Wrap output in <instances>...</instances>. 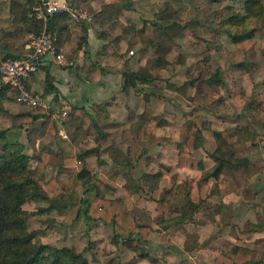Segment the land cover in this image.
Returning <instances> with one entry per match:
<instances>
[{
	"label": "rangeland",
	"instance_id": "374dc122",
	"mask_svg": "<svg viewBox=\"0 0 264 264\" xmlns=\"http://www.w3.org/2000/svg\"><path fill=\"white\" fill-rule=\"evenodd\" d=\"M120 1L114 4L130 6L129 11H134L128 26L131 32L125 37L128 49L123 56L127 59L120 78V94L124 96L121 99L110 97L99 105H91L88 113L94 115L104 133L100 141L93 124L87 130L79 128L76 121L71 124L69 117L73 114L69 110L67 117L63 118L62 106L45 112V97L39 92L33 94L42 106L35 110L21 105L14 93L7 94L4 112L0 114V131L7 132L10 142L25 146L24 153L32 158L28 165L30 169H35L42 154L51 156V162L39 181L47 199L29 201L22 207L28 213L27 228L34 243L59 249L68 247L83 254L87 264H206L204 260L210 254L218 255L225 240L242 243L237 239L236 227L247 231L256 223L264 226V17L243 18L247 16L245 0ZM129 11L125 10L123 15ZM90 14L93 15L92 22L76 23L98 24L100 36H111L115 32V23L123 16L117 17L116 10L105 8L104 4L101 12ZM138 15L142 19L140 25L135 23ZM235 15L242 16L241 20L232 21ZM167 22L173 25L166 27L163 23ZM146 23L154 26L152 36L144 33ZM249 33L251 38L241 42H235L232 37ZM2 58L0 56V61ZM132 62L134 66L127 65ZM200 62H204L203 70L199 68ZM77 71L87 82H92L90 65L78 66ZM123 72L139 73L147 82L138 80L136 86L131 87ZM204 73L220 76L222 83L212 87ZM196 95L213 102L199 109L202 129L198 133L194 155L203 163L204 160L212 162L214 167L216 162L212 155L222 142L221 133L225 131L232 135L230 149L236 158L246 159L249 163L246 169L232 172L233 183L240 188L245 182L251 184L257 209H252L248 202L237 196V206L232 204L234 209L225 215L226 218L217 215L211 222L212 227L200 228V225L190 223L176 230H159L163 214L158 210V199L168 191L189 192L191 185L195 187L194 191L198 190L197 181L202 171L194 170L200 172L197 175L180 172L178 159L171 156L172 152H177L175 143L188 137L184 128L191 123L187 115L195 109L192 99ZM146 99L151 101L152 116L159 122L154 133L173 140V143H165V152L158 148L159 144L148 139V125L140 123ZM116 100L119 101L117 105L114 104ZM112 106L110 113L108 109ZM18 114L39 118L32 124H24ZM111 115H115L114 119ZM137 141L142 143L143 150L135 149ZM109 147L112 150L106 154L95 151L96 148L104 151ZM115 147L121 150H115ZM4 149L5 143L0 142V157L4 155ZM76 149L86 154L93 175L104 181H108V173L114 171H124L137 178L142 188L139 195L127 193L124 188L126 179L120 172L115 181L116 192L106 197L123 199L130 209L144 208L150 214L155 231L150 242L144 245L147 257H141L137 248L129 249L122 242L116 245L112 226L87 222L82 214V200L87 199L83 181L77 189V201L67 194L55 196L47 188L46 183L51 178H58L61 182L67 178L61 172L63 156ZM164 155L168 156V166L163 164ZM98 159L105 164L99 165ZM147 174L161 176L157 182L146 181L144 176ZM214 183L215 180H211L201 185L212 188ZM53 202L57 206H53ZM76 209L80 210L75 213ZM170 216L167 214L165 218ZM143 219L141 222L146 218ZM194 229H198L201 236ZM191 234L198 236L200 248L189 252L185 249L187 241L190 245L195 243ZM256 238H264V231L257 233ZM243 245L252 248L254 244L252 241ZM256 248L264 254V249Z\"/></svg>",
	"mask_w": 264,
	"mask_h": 264
},
{
	"label": "trees",
	"instance_id": "16d2710c",
	"mask_svg": "<svg viewBox=\"0 0 264 264\" xmlns=\"http://www.w3.org/2000/svg\"><path fill=\"white\" fill-rule=\"evenodd\" d=\"M34 2L30 0L28 7H21L14 3L12 10L16 16V23L10 31L7 32L9 39H17L21 30L26 29L29 32L41 33L44 30V23L37 20L35 17L30 18ZM247 16L243 18H263L264 17V0H245ZM105 8L116 10L117 17L123 15L125 10H131L130 6L119 4H104ZM242 16L235 15L232 17L240 21ZM56 20H69L68 15H58L51 19L48 23V31L57 36ZM243 21V20H242ZM166 27L173 25L171 22L163 23ZM121 23H115L116 29H121ZM144 33L152 36L154 26L146 23ZM130 33V29H126ZM59 35V34H58ZM251 33L245 36L232 35L235 42H241L244 39L251 38ZM118 36L115 41L120 40ZM57 36V45L60 49ZM17 54L23 57L26 53V43L21 41ZM2 60L7 61L11 57L7 54L12 49L7 46H1ZM61 50V49H60ZM93 75L91 81H98L106 75V70L99 65L93 66ZM199 68L204 69V62L199 63ZM127 76V84L131 87L136 86L138 80L147 82L141 78L139 73H124ZM50 77H47L48 86L50 85ZM204 78L209 81L212 87L222 83L221 77H212L208 73H204ZM53 89V88H52ZM49 91L51 89L49 88ZM12 93L11 90L0 89V114L4 112L3 104L7 100V94ZM213 101L206 99L200 95H196L192 99V104L195 109L187 115L191 122L184 128V132L188 135L183 142L175 143V148L178 152L179 166L181 168L200 170L202 175L198 180L197 188L191 185L189 192H166L162 199H158V210L161 211L163 217L159 222V230L170 231L184 227L190 223H196L200 226H205L214 221L217 215L222 214L226 218V214L234 209L232 204L223 202L224 198L230 195L242 197L254 209L257 206L255 201V192L249 182H245L243 187H238L233 183L234 176L232 172L236 170L246 169L249 165L248 160L238 159L234 152L230 149L232 135L227 132H222V142L216 149V154L212 155L215 160V166L207 170L205 164L199 161L194 155L197 149L198 133L202 129V118L200 108L208 107ZM69 117V122H78L79 128L87 130L90 124H93L99 133L100 141L104 133L95 120L93 115H89L85 106H72ZM18 118L24 120V124H32L38 120V116L29 114H18ZM140 123L147 124L146 134L148 139L155 144L173 143L171 138L157 137L154 134L155 128L159 126L152 116L151 101L146 99L145 111L140 117ZM0 142L5 143L4 155L0 157V264H87L83 254H77L74 250L64 247L57 248L45 244H37L33 242V236L27 228L28 213L23 210L25 203L37 199H47V195L43 192L40 186V179L44 176L48 165L51 162V156L42 154L37 160L35 169L29 168V163L32 158L24 153L25 146L18 142H10L6 131H0ZM135 149L143 150V145L140 142L135 143ZM112 150L107 148L104 151L95 149L99 154H106ZM99 165H104L103 161L97 160ZM63 167L61 172L67 178L62 182L58 178H51L47 183V188L55 196L68 195L73 201L79 198L77 189L80 182L83 181L85 194L87 199L82 200L84 208L82 214L88 223H100L105 226H112L114 231L115 244L121 242L129 249L137 248L141 257H147L148 251H145L144 245L150 242V236L155 231L151 225L150 214L144 208L130 209L126 202L120 198H107V195H112L116 192L115 181L122 171H114L108 173V181H104L100 177L93 175L90 161L86 154L81 150L68 151L63 156ZM126 179L124 185L125 190L130 196H137L142 192L140 183L127 172H122ZM161 174L144 176L146 181H159ZM161 179V178H160ZM215 180L212 188L209 185H201L202 182L209 183ZM218 195L215 198V195ZM166 198L172 203L167 202ZM57 206L56 202L52 203ZM257 209V207H256ZM80 209H76L77 213ZM72 212V211H71ZM74 213V214H75ZM259 214V212H257ZM73 214V213H72ZM69 214V215H72ZM167 214L172 216L165 218ZM144 222H141L143 218ZM144 220V219H143ZM247 231L235 228L238 241L225 240L218 255L210 254L204 262L206 264H264V254L256 247L264 249V238H256V234L264 231L259 223L253 224ZM190 237L195 239V243L190 245L187 241L185 249L193 251L200 248L198 236L191 234ZM253 241V247L243 245ZM150 257V256H149ZM112 264V263H111Z\"/></svg>",
	"mask_w": 264,
	"mask_h": 264
},
{
	"label": "crops",
	"instance_id": "0c3cea01",
	"mask_svg": "<svg viewBox=\"0 0 264 264\" xmlns=\"http://www.w3.org/2000/svg\"><path fill=\"white\" fill-rule=\"evenodd\" d=\"M32 1L34 2V0ZM59 1L65 3H73L83 10L87 11L89 14L90 12H94L95 14L101 12L103 4L121 3L120 0ZM14 3L20 5L21 7H28L30 4V0H0V55H2L3 52L1 46H7L12 49L7 53L9 56L11 54L17 55L15 53H17V50L20 48L18 44L21 41H24L27 46L29 37L33 34V32H29L28 30L23 29L21 30V33L17 39H9L7 32L10 31L16 23V16L12 10V6ZM35 9L36 4L34 2L32 13L29 16L30 18L35 17L37 19V12ZM133 12L134 11H129L127 13L125 12L123 16L121 15L122 17H120L119 20L122 26L121 29L115 28V32H113L111 36L106 35L108 38L105 35L100 36V34L98 33L99 31L97 30L98 24L94 26L93 24H77L70 17L66 22L64 20H56L55 27L60 49L68 58L76 63V66L75 68H67L53 62H48L32 77L28 85L29 89L35 94L36 92H39L40 94L44 95L45 102L43 103V108L45 109V112H48V110L50 109L52 110V108L56 109L57 106H62L63 112L67 113L68 115V110L69 112H71L72 106L74 105L85 106L87 111L90 112V107L92 104L99 105L103 100H107L110 97L121 99L122 96H124L120 94V91H122L120 78L122 75V67L126 63L125 61L127 59L123 55L127 52L128 49L125 37L129 33L125 31L126 29H128L129 20L133 16L131 15ZM141 21V16L138 15V19L137 21H135V23L137 25H140ZM118 36H121V38L117 42L115 41V39ZM111 39L113 40L112 42H110ZM95 64L101 66L107 72L106 75L100 78L98 81H92L89 83L85 80L84 75H82L80 71H77V68L78 66L90 65V69H92L91 75H93V66ZM128 64L129 66H134L133 62L127 63V65ZM48 76L50 77L49 86L47 83ZM49 88L51 89V91H49ZM117 100L114 103L115 105H117V103L119 102ZM103 108L104 107H102L101 110H103ZM108 110L110 111V113H112L113 106ZM67 115L65 117H67ZM114 116L115 115H111L113 119ZM154 134L157 137L162 136L159 135V133L156 131ZM166 144L160 146L158 145V148L160 150H164L165 152ZM118 148L119 147H115V150ZM119 149L121 150V148ZM171 156L172 158L175 157V159H178V163V152H172ZM163 157V164L168 166V164L170 163L167 162L168 156L167 158L166 155H164ZM145 158L146 156L144 157V159ZM204 163L205 165H207V168L208 164L210 165L209 168L213 167L212 162L208 163L207 160H204ZM178 170L180 172H187L190 174L191 172H193V174L196 175L200 173L198 171H192L190 169L181 167ZM134 178L137 179L136 177ZM235 198L239 197L230 195L224 198L223 202L226 204H233L234 206H237L238 203L236 202ZM210 226H213L212 223H208L205 226L198 227L208 228ZM194 231L200 235V231L198 229H194Z\"/></svg>",
	"mask_w": 264,
	"mask_h": 264
},
{
	"label": "built area",
	"instance_id": "2783aa9c",
	"mask_svg": "<svg viewBox=\"0 0 264 264\" xmlns=\"http://www.w3.org/2000/svg\"><path fill=\"white\" fill-rule=\"evenodd\" d=\"M37 19L44 23V30L30 35L26 53L23 57L8 59L0 64V89L6 88L15 94L18 102L28 109L35 110L41 103L29 89L32 77L48 62L62 67L72 68L74 62L70 60L58 47L57 37L48 31V23L58 15H68L79 23H90L93 15L73 3L59 0H34ZM63 118L67 113L61 114Z\"/></svg>",
	"mask_w": 264,
	"mask_h": 264
},
{
	"label": "water",
	"instance_id": "95a60500",
	"mask_svg": "<svg viewBox=\"0 0 264 264\" xmlns=\"http://www.w3.org/2000/svg\"><path fill=\"white\" fill-rule=\"evenodd\" d=\"M10 57L12 58V59H16V60H18L20 57L19 56H17V55H10Z\"/></svg>",
	"mask_w": 264,
	"mask_h": 264
}]
</instances>
